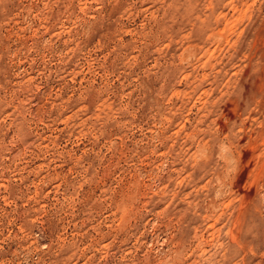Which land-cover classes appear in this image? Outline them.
Returning a JSON list of instances; mask_svg holds the SVG:
<instances>
[{
	"label": "rangeland",
	"instance_id": "374dc122",
	"mask_svg": "<svg viewBox=\"0 0 264 264\" xmlns=\"http://www.w3.org/2000/svg\"><path fill=\"white\" fill-rule=\"evenodd\" d=\"M0 264H264V0H0Z\"/></svg>",
	"mask_w": 264,
	"mask_h": 264
}]
</instances>
